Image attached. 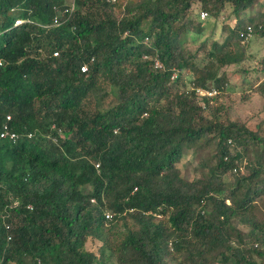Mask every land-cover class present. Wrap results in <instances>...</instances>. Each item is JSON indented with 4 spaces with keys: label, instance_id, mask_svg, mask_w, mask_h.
Returning a JSON list of instances; mask_svg holds the SVG:
<instances>
[{
    "label": "trees",
    "instance_id": "16d2710c",
    "mask_svg": "<svg viewBox=\"0 0 264 264\" xmlns=\"http://www.w3.org/2000/svg\"><path fill=\"white\" fill-rule=\"evenodd\" d=\"M260 2L0 0V264H264V119L219 103Z\"/></svg>",
    "mask_w": 264,
    "mask_h": 264
},
{
    "label": "rangeland",
    "instance_id": "374dc122",
    "mask_svg": "<svg viewBox=\"0 0 264 264\" xmlns=\"http://www.w3.org/2000/svg\"><path fill=\"white\" fill-rule=\"evenodd\" d=\"M67 2L72 4L73 0H67ZM262 5L263 2H260L251 11V14L249 13L250 16L259 17L261 13H264V6ZM227 11H232L231 7H227ZM223 20L225 19L221 17V21L218 23L215 18L204 21L206 32L203 35H195L192 32L184 35L182 37L184 47L189 49L193 55L203 50L199 55L202 59L211 49L213 40L223 42L228 37L229 33L224 30L223 22L225 21ZM234 26L235 21H231L230 27ZM244 47L245 49L236 45L232 47L240 57L241 64L226 69L228 85L219 103L225 106L231 121L247 123L251 125L250 127H254L255 124L264 119V97L257 93L259 84L264 82V38L254 36ZM213 154L214 150L204 151L205 158L210 159ZM248 159L252 160V157L249 155ZM179 167L187 180L200 176L198 163L192 154L184 158ZM86 249L96 251L98 247L94 242L89 241L86 244Z\"/></svg>",
    "mask_w": 264,
    "mask_h": 264
},
{
    "label": "built area",
    "instance_id": "2783aa9c",
    "mask_svg": "<svg viewBox=\"0 0 264 264\" xmlns=\"http://www.w3.org/2000/svg\"><path fill=\"white\" fill-rule=\"evenodd\" d=\"M107 1L110 2V3H116V2H117V0H107ZM73 9H74V8H72L71 11H73ZM68 12H69V10H65V13H66V14H67ZM200 16H201V20H207V19H208V14L205 13V12H202V13L200 14ZM22 24H23L22 21H17V22H16V25H22ZM54 25H56V26H59V25H60V20H59L58 18H55V20H54ZM249 31L251 32V29H250ZM249 37H251V34L249 35ZM54 56H58V53H54ZM156 66H157V67H161V65H160L159 62H156ZM81 71H82V73H87V72L89 71L88 66H87V65L82 66V67H81ZM199 92H200L201 94H203V95H208L209 97H213V96H215V95L217 94L216 91H200V90H199ZM10 120H11V117H8V121H10ZM0 138H1V139L9 138V139H11V140H13V141H17L18 136H17L16 133H13V132L11 131V128H10L9 123H6V124H4V126H3V128H2V132H1V134H0ZM235 171H236V170H235Z\"/></svg>",
    "mask_w": 264,
    "mask_h": 264
},
{
    "label": "clouds",
    "instance_id": "9594fccd",
    "mask_svg": "<svg viewBox=\"0 0 264 264\" xmlns=\"http://www.w3.org/2000/svg\"><path fill=\"white\" fill-rule=\"evenodd\" d=\"M18 26H20V25H18ZM8 117H11V116H8ZM8 117H7V121H5L4 124L9 123V122L12 120V118H11V120L8 121ZM4 124L2 125V128H3ZM9 125H10V124H9Z\"/></svg>",
    "mask_w": 264,
    "mask_h": 264
}]
</instances>
